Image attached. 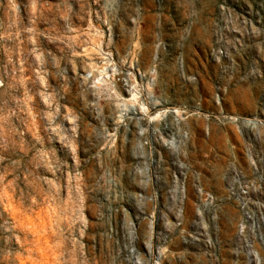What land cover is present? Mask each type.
I'll use <instances>...</instances> for the list:
<instances>
[{"label":"rangeland","instance_id":"obj_1","mask_svg":"<svg viewBox=\"0 0 264 264\" xmlns=\"http://www.w3.org/2000/svg\"><path fill=\"white\" fill-rule=\"evenodd\" d=\"M0 264H264V0H0Z\"/></svg>","mask_w":264,"mask_h":264}]
</instances>
